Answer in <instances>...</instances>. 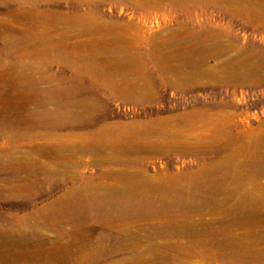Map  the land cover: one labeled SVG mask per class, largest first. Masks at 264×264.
<instances>
[{"label":"rangeland","instance_id":"374dc122","mask_svg":"<svg viewBox=\"0 0 264 264\" xmlns=\"http://www.w3.org/2000/svg\"><path fill=\"white\" fill-rule=\"evenodd\" d=\"M0 245L264 264V0H0Z\"/></svg>","mask_w":264,"mask_h":264},{"label":"bare ground","instance_id":"6f19581e","mask_svg":"<svg viewBox=\"0 0 264 264\" xmlns=\"http://www.w3.org/2000/svg\"><path fill=\"white\" fill-rule=\"evenodd\" d=\"M1 246V245H0ZM1 250V249H0ZM66 260V259H65ZM2 264V263H1Z\"/></svg>","mask_w":264,"mask_h":264}]
</instances>
